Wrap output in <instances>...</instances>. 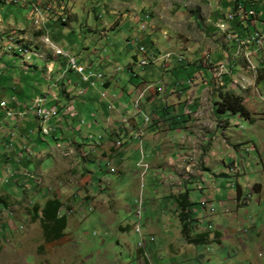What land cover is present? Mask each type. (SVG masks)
<instances>
[{
	"label": "rangeland",
	"instance_id": "1",
	"mask_svg": "<svg viewBox=\"0 0 264 264\" xmlns=\"http://www.w3.org/2000/svg\"><path fill=\"white\" fill-rule=\"evenodd\" d=\"M49 2L63 11L47 13L44 37L96 78L93 86L82 82L66 58L38 42L27 20L30 0L0 2V87L7 88L0 100L28 105L55 94L58 114L52 124H39L56 128V118L61 124L44 136L29 115L36 162L23 174L0 171V264H264V80L255 65L258 50L264 60V44H251L253 33L264 31V0ZM235 2L255 10L256 25L233 33L240 26L235 18L224 34L221 13L229 16ZM6 40L7 50L10 41L30 51L12 55L2 46ZM50 62L53 72L46 74ZM217 63H227L229 72L233 63L244 68L216 77ZM218 92L239 96L250 121L215 117ZM48 109L41 107L46 115ZM4 115L0 109L3 123ZM54 139L74 147L75 159L69 162L68 147L56 148ZM112 142L116 158H101V146ZM56 149L67 154L57 164ZM184 193L193 230L208 233L206 243L189 245L181 237L177 197ZM52 198L67 217L57 242L45 241L39 220H32L33 206Z\"/></svg>",
	"mask_w": 264,
	"mask_h": 264
},
{
	"label": "crops",
	"instance_id": "2",
	"mask_svg": "<svg viewBox=\"0 0 264 264\" xmlns=\"http://www.w3.org/2000/svg\"><path fill=\"white\" fill-rule=\"evenodd\" d=\"M8 1V0H7ZM7 1H6V3H7ZM14 1V0H13ZM30 1H32V0H30ZM43 1V4H47L48 3V6H46L45 7V14L44 15H46L48 18H50V16H49V14H47V13H51L52 15H55L54 14V12H56V11H63V9L61 8H59L58 10H55L56 8L55 7H51V6H49L50 4V2H49V0H42ZM14 2H16V1H14ZM33 2V1H32ZM54 3V2H53ZM42 5V4H41ZM217 5H219V4H217ZM24 6V5H23ZM51 8V9H50ZM218 8V7H217ZM214 11H216L217 13H218V10L217 9H215ZM238 11H240V5H236V7H235V10H234V13H235V15H237L238 14ZM233 12V11H232ZM61 13V12H60ZM57 14H59V13H57ZM212 14L213 13H210V15H209V18L212 16ZM60 15V14H59ZM224 15L221 13V17H223ZM254 19H256V18H254ZM28 20V19H27ZM237 20H239L240 21V26L236 29V28H232L233 29V33L235 32L236 33V31H238V32H240L241 30L240 29H245L246 27H248V29L249 28H251L252 27V25L253 26H255L256 25V22H257V20H253L252 19V21H246V20H243V21H241L240 19H237ZM262 21V20H261ZM47 22V21H46ZM46 22L45 23H43L42 25H41V28H40V30H38V28L37 27H32V29H31V33L35 36V38L36 39H38V42H43V39L47 36H45L44 37V31H45V26H46ZM254 23V24H253ZM8 24H10V23H8ZM7 23L5 24V27L8 25ZM12 24L13 25H15L19 30H24L25 29V27H23V26H21V25H18V24H14L13 22H12ZM242 24V25H241ZM3 27V26H2ZM4 27V28H5ZM6 29V28H5ZM262 29H263V27H262ZM23 37V36H22ZM4 39V38H3ZM19 40L20 41H23L21 38H19ZM35 41H37V40H35ZM50 42V41H49ZM4 44L2 45V46H6L7 45V40L5 41V42H3ZM44 43V42H43ZM51 43V42H50ZM246 43H248L247 41H246ZM52 44V43H51ZM241 44H244L243 42L241 43ZM18 45V44H17ZM46 45H48L47 43H46ZM53 45V44H52ZM56 47V46H55ZM50 48V47H49ZM58 48V47H57ZM230 48V47H229ZM251 48H253V47H248L247 49L249 50V49H251ZM262 52V50H258L257 51V53L255 54L256 55V59H257V62H256V68H258L257 70H258V73H259V76H258V79L260 80V83H261V79L263 78V80H264V60L262 59V57H260V53ZM57 55H62V54H58V53H56ZM225 54V52L223 53V55ZM221 56V55H220ZM55 58V57H54ZM75 59V58H74ZM73 59H71V61H72ZM74 61V60H73ZM75 62H76V60H75ZM71 64H72V62H71ZM76 64V63H75ZM46 65V67H45V69L47 70V69H49V70H47V72H46V74H51L52 72H53V65H52V63L50 62L49 64H45ZM49 67H48V66ZM239 68H244L243 66H241V65H236V63L234 64L233 63V66H231V71H230V74L232 75V73L233 72H235L236 74H239V73H241V71L239 70ZM228 75L229 77H231V75ZM227 76V77H228ZM48 79V78H47ZM107 85H109V82H107L106 83ZM259 86V85H258ZM5 89H7V88H5V87H0V95L4 92V90ZM66 92H68L67 90H63V95L66 97ZM190 92V91H189ZM189 92L186 94V95H188L189 94ZM204 92V91H203ZM202 92V93H203ZM40 95H44V94H40ZM195 95V94H194ZM202 96V95H201ZM200 96V97H201ZM56 98L57 99V96H55V94H52V97H51V100L50 101H47V105H49L51 102H52V104H51V106L54 104V100H53V98ZM67 99H68V97H66ZM187 98H188V96H186V101H187ZM194 100V99H193ZM193 100L192 101H190V102H185L187 105H189V104H191V106H194V105H192L193 104ZM196 100V99H195ZM194 100V102H195V107H196V109H197V112L196 113H198V112H200V113H202V115L204 116V112H203V110L201 109L200 110V108L198 107V105H196L197 104V102ZM1 101H4V100H0V102ZM5 102V101H4ZM199 102V101H198ZM6 104H7V106L9 107V108H12L13 110H14V116H12L13 118H8V117H6V115H4L5 116V118H8L7 119V121L8 122H4L3 123V121L1 122V120H0V135H2L1 137H2V140L0 141V149H2V152H1V150H0V171L1 172H5V173H8V172H10V169L11 168H13V171H11L9 174L10 175H12V176H14V174H17L16 172L18 171V173H20V174H23V172L25 171V172H27L28 170V166L31 164V163H33L34 161L36 162V159L35 160H33V157L35 156V154H34V148H32V143H33V139H32V131H31V129L29 128V122H28V114H26V107H30L29 105L31 104H28V105H26L25 103H20V102H16V99H10V102L9 103H7L6 102ZM1 109V108H0ZM2 110V109H1ZM3 111V110H2ZM11 112V111H10ZM49 112H51V111H49ZM5 113V112H4ZM199 113V114H200ZM17 114V115H16ZM62 115V114H61ZM60 115V116H61ZM53 121V119L51 120V121H49V123H51ZM54 122H55V124H56V128H53L52 126V128L53 129H58V128H61V124H60V118H56V120H54ZM52 124V123H51ZM8 125V126H7ZM156 125H158L159 126V124H156ZM127 129V128H126ZM125 128H123V131H125V136L127 137V138H130L131 136V134H130V130L129 129H127L126 130ZM116 129L115 128H113L112 129V131H111V133H115L116 132V134L118 133V135L119 134H122L123 132L122 131H115ZM114 131V132H113ZM55 140V139H54ZM56 142H55V144H56V148L57 147H61V149H64V150H67V147H68V152L70 151V155H68V156H70L69 158H68V161L69 162H71V160H74L75 159V156H76V153H71V152H73V149H74V147H71L70 145H69V143L68 142H64V143H60V142H58V140H55ZM113 142L112 143H110L109 144V146H106V147H103V146H101V150H100V157L101 158H103V159H108L109 160V158H111L110 157V153H111V151H113V150H116V149H113L112 150V148H113ZM73 148V149H72ZM106 148H108L107 149V152H106ZM23 149H27V151L30 153V155H27V156H24V158L21 160V161H17V155H19V152H21ZM119 149V148H118ZM56 151H57V158L55 159V162L56 161H58V162H56V164L57 163H59L60 161H62V157H61V152L63 153L64 151H58L57 149H56ZM210 153V152H209ZM80 154V153H79ZM63 155L65 156V155H67V154H65V153H63ZM82 157V156H81ZM37 158V157H36ZM116 157H115V155H113V157L111 158V160H114ZM58 159V160H57ZM33 161V162H32ZM23 162V163H22ZM68 162V163H69ZM3 163H6L5 164V166H3L2 164ZM37 167H38V164L36 165ZM39 168V167H38ZM19 169H21L22 171H19ZM69 169H71V170H73L74 172L76 171L75 170V163L74 164H72V166H70V168ZM14 170H15V172H14ZM35 170H36V167H35ZM73 171H71V172H73ZM58 172H53V176H54V178H56V179H58V180H55L56 181V183H57V186L56 187H59L60 186V180H59V177H58ZM2 186V185H1ZM5 196H7V195H5ZM6 198V197H5ZM5 198H4V200H5ZM199 231H201L202 232V229H198ZM201 232H199V233H197V234H202ZM196 233V232H195ZM208 234V233H207ZM215 235H220V233L217 231V232H215ZM208 238H209V235H208ZM220 240H221V238H219ZM150 241H151V239H150ZM149 241V242H150ZM143 251V250H142Z\"/></svg>",
	"mask_w": 264,
	"mask_h": 264
},
{
	"label": "trees",
	"instance_id": "3",
	"mask_svg": "<svg viewBox=\"0 0 264 264\" xmlns=\"http://www.w3.org/2000/svg\"><path fill=\"white\" fill-rule=\"evenodd\" d=\"M237 4L239 3L237 2ZM217 97L218 101H215L212 105V111L215 117L228 113L232 115H239L244 120L250 121L247 110L244 108L243 101L239 96L233 94L232 92H218ZM28 109L29 108L26 107V114L33 117L35 125L38 128V133H40V126L38 123H36L35 117L28 111ZM50 129L54 132V129L52 127ZM191 205L192 204L189 203V199L186 193L178 195L177 207L180 209L178 218L181 225V237L189 245H199L206 243V241H208V234H197L193 230L192 218L189 217ZM62 209L63 204L58 199L54 198L46 200L42 207H39L37 205L33 206L34 215L32 217V220H39L44 234V239L47 242L60 241L64 236V232L67 227V217L65 214H60Z\"/></svg>",
	"mask_w": 264,
	"mask_h": 264
},
{
	"label": "built area",
	"instance_id": "4",
	"mask_svg": "<svg viewBox=\"0 0 264 264\" xmlns=\"http://www.w3.org/2000/svg\"><path fill=\"white\" fill-rule=\"evenodd\" d=\"M14 1H17V0H14ZM254 16H256V13L252 9L246 11L240 6V11H238L237 15L225 16L224 23H221L218 27H220L221 30L223 31V33L226 34L230 30V27L228 26V23L233 21L235 18L240 19L241 21H243L245 19H249L250 17H254ZM29 17L32 19L33 22L38 23V21H39L38 17L42 18L41 9L38 6H33ZM41 21H43V18L41 19ZM141 29L145 30V24L141 25ZM230 34L231 33H228V35H230ZM253 34H255V42H251V44L256 46L257 48L261 47L264 44V32L257 31V32H255ZM139 51L142 52L143 49L139 48ZM55 53H59V54H62V56L67 57L68 58V65H69L70 69L75 71L77 74L81 75L82 82H84L86 84H89L90 86H93V82H90V80L92 78H96L95 75H92V74L85 75L83 67L78 65V64H71V57H68L67 54L62 53L60 50H56ZM139 64L141 66H145L146 61L143 60ZM214 70H215V74H213V75H215L216 77H221L223 75V73H225L226 76H228L230 74V72L228 71L229 69L227 68V63H225V64L217 63V68H215ZM0 73H1V67H0ZM97 78H100V77L97 76ZM42 106H47V99L45 98V96L37 97L36 99H34L32 101L31 106L28 109V111L35 117V119H36L35 121L38 124H39V115H37V108H41ZM2 109L4 111V108H2ZM4 112H5V115L8 116V111H4ZM56 115H57L56 106H51V114L48 115L47 123L50 121V119H52ZM45 125L46 124H39V126H41V133L43 135H48V134L51 133V129L45 127ZM117 146L120 147L121 143L119 145H117ZM29 154H30L29 152H22V153H20L18 155V159L21 160L24 156H27ZM144 168H145V166H144ZM6 182L7 181H4V183H6ZM136 232L139 233V230L136 229ZM138 246L140 248H143L144 244L140 243Z\"/></svg>",
	"mask_w": 264,
	"mask_h": 264
},
{
	"label": "clouds",
	"instance_id": "5",
	"mask_svg": "<svg viewBox=\"0 0 264 264\" xmlns=\"http://www.w3.org/2000/svg\"><path fill=\"white\" fill-rule=\"evenodd\" d=\"M6 1L7 0H0V2L1 3H3V4H5V5H11V4H17L18 2H22L23 4L25 3V0H17L16 2H9V3H6ZM30 5H31V9H30V12L32 11V8H33V6H38L40 9H41V11H42V18H43V21H42V23H41V25L43 24V23H45L46 22V20L48 19V17L46 16V15H44L46 12H45V8H43V6L42 5H38L37 3H33L32 1H30ZM27 5V3H25V6ZM236 5H239V4H237V2H235V4H234V6H233V8H232V11H234L235 10V7H236ZM243 8V7H242ZM244 10H245V8H243ZM232 11H230V12H232ZM254 12H255V10H253ZM30 12H29V14H28V17H27V19H28V21H32V19L29 17L30 16ZM229 13V12H228ZM256 13V12H255ZM227 14V13H226ZM226 14H224V16H223V18H225V15ZM63 16V15H62ZM258 16V14H256V16H254V17H250L249 19H254V18H256ZM145 17H147L148 18V16H145ZM249 19H245V20H247V21H249ZM33 22V21H32ZM41 25L40 26H38L37 28L39 29L40 27H41ZM33 26L35 27V25H34V22H33ZM230 29H231V27H230ZM255 32H257V31H255ZM254 32V33H255ZM262 32H264V31H262ZM225 34V33H224ZM251 36V35H250ZM43 42L46 44H48L49 45V47H50V49H52L53 50V52H54V55L55 56H62V55H56L55 54V51L56 50H60L62 53H65L64 51H62L60 48H57V47H55L54 45H52L50 42H49V40L47 39V37H45L44 39H43ZM9 43H11L12 44V47H11V50H7V45L5 46L6 47V50L7 51H12V55H14V53L15 52H17L18 54H22V56H24L28 51H30L29 49H27V48H23L21 45H14V42L12 43V42H10L9 41ZM7 44H8V41H7ZM18 48H20L21 49V52H18ZM65 54H67L68 55V57H73V56H71V55H69L68 53H65ZM16 56V55H15ZM62 57H64V58H66L67 60H68V58L67 57H65V56H62ZM73 58H75V57H73ZM76 59V58H75ZM77 62V61H76ZM81 66V65H80ZM69 69H70V67H69ZM71 70V69H70ZM41 96H45V98L47 99V101H48V98H47V96H46V94H44V95H39L38 97H41ZM37 98V97H36ZM35 98V99H36ZM53 100H54V104L52 105V106H55V104H56V102H57V99L54 97L53 98ZM1 102H4V101H1ZM0 102V103H1ZM6 103V102H5ZM31 104H32V101H31ZM51 104H52V102L49 104V105H47V107L49 106H51ZM7 105V104H6ZM8 107V106H7ZM1 108V107H0ZM9 108V107H8ZM2 109V108H1ZM3 110V109H2ZM57 114H58V110H57ZM17 115V114H16ZM9 118V117H8ZM51 120V119H50ZM49 123V122H48ZM53 131H51V133H52ZM41 133V132H40ZM44 136H46V135H44ZM121 146H122V144H121ZM26 151L27 149H23L21 152H19V154L20 153H22L23 151ZM30 155V154H29ZM24 158V157H23ZM22 158V159H23ZM21 159V160H22ZM21 160H19L18 159V155H17V161H21ZM4 182V181H3ZM0 205H2V204H0ZM3 208H4V206H2ZM1 208V207H0ZM5 209V208H4ZM136 229H138V228H136ZM136 229H135V232H136ZM139 230V229H138ZM137 233V232H136ZM139 233H140V230H139ZM143 244H144V247L143 248H140V250H143L144 248H145V243L143 242Z\"/></svg>",
	"mask_w": 264,
	"mask_h": 264
},
{
	"label": "bare ground",
	"instance_id": "6",
	"mask_svg": "<svg viewBox=\"0 0 264 264\" xmlns=\"http://www.w3.org/2000/svg\"><path fill=\"white\" fill-rule=\"evenodd\" d=\"M230 15L229 16H232L231 14H234L235 15V13H234V11L233 12H231V13H229ZM228 15V14H227ZM219 28V27H218ZM221 29V28H220ZM219 29V30H220ZM221 32H223L222 30H220ZM255 41V40H254ZM59 54V53H58ZM71 59H73L71 62H72V64H75L76 62H75V59L74 58H71ZM0 106L2 107V108H7L8 110H10L11 112H12V116H14V111H13V109L12 108H8L7 107V105L5 104V102H1L0 103ZM48 110H51V109H48ZM5 111V110H4ZM10 111H8V116H6V117H12L11 116V112ZM37 115H39V122L40 121H45V120H47L48 119V115H46V114H44L43 112H42V110H41V108H37ZM41 127V126H40ZM41 129V128H40ZM41 131V130H40ZM0 211H1V208H0Z\"/></svg>",
	"mask_w": 264,
	"mask_h": 264
}]
</instances>
